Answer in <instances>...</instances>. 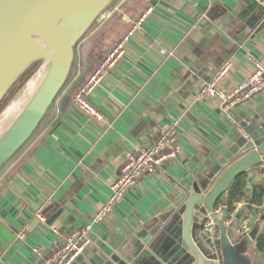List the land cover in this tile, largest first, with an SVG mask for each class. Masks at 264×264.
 Instances as JSON below:
<instances>
[{
  "label": "crops",
  "instance_id": "0c3cea01",
  "mask_svg": "<svg viewBox=\"0 0 264 264\" xmlns=\"http://www.w3.org/2000/svg\"><path fill=\"white\" fill-rule=\"evenodd\" d=\"M148 6L153 11L125 56L92 94L105 114L97 123L72 105V96ZM207 14L213 19L206 21ZM257 59L264 60V0H117L78 44L71 77L38 130L0 170V264H35L34 247L48 253L66 232L88 222L109 198L125 153L153 142L178 121L182 154L143 176L94 225L92 244L74 264H110L105 250L129 256L131 264L144 259L154 244L144 243L153 241L149 232L173 213L172 206L178 208L195 174L238 142L246 122L264 127V89L228 110L197 97L203 81L226 61L232 68L224 84L233 86L252 74ZM262 174L264 165L249 170L250 187L233 210L242 213L240 226L248 222L252 229L259 222L256 239L246 244L252 264H264L258 244L264 203L248 206Z\"/></svg>",
  "mask_w": 264,
  "mask_h": 264
},
{
  "label": "water",
  "instance_id": "95a60500",
  "mask_svg": "<svg viewBox=\"0 0 264 264\" xmlns=\"http://www.w3.org/2000/svg\"><path fill=\"white\" fill-rule=\"evenodd\" d=\"M116 1L0 0V170L38 130L72 74L78 44ZM39 72V79L26 90ZM12 104L16 105L2 120ZM243 126L249 136L241 134L235 145L195 174L178 208L172 206L173 213L161 217L149 232L153 241H144L154 243L146 248L147 262L136 264H238L240 260L248 264L243 252L249 239H256L259 222L242 233L236 231L241 212L225 222L231 183L264 165V127L255 122ZM220 201L223 206L216 213ZM208 216L216 222L212 233L204 229ZM109 252L104 251L111 256L110 264L132 263L129 256Z\"/></svg>",
  "mask_w": 264,
  "mask_h": 264
},
{
  "label": "built area",
  "instance_id": "2783aa9c",
  "mask_svg": "<svg viewBox=\"0 0 264 264\" xmlns=\"http://www.w3.org/2000/svg\"><path fill=\"white\" fill-rule=\"evenodd\" d=\"M152 11L153 7L148 6L137 18L129 21L119 38L109 47L99 62L91 68L75 90L72 96V105L90 116L95 122H104L105 114L92 103V94L102 84L107 73L114 69L125 56L129 42ZM231 68L232 63L226 61L211 77L203 81L198 89L197 97L208 99L222 109L228 110L264 89V60H255L254 70L250 76L233 86H228L224 84V80ZM177 125L178 121H175L169 127L161 130L158 137L148 145L128 150L119 173L112 182V191L106 202L91 216L88 222L66 232L63 239L55 243L48 253L37 246L34 247L35 264H74L85 249L92 244L94 225L103 223L124 200L126 194L136 187L143 176L151 174L160 165L177 160L182 154ZM241 131L244 136H249L244 126ZM220 209H216V213ZM235 213H237V209L225 219V222L229 223ZM38 215L42 220H45L42 214ZM215 224L214 218L208 216L204 229L212 233ZM248 230H250L248 222H244L236 228L237 233ZM26 231L27 229L23 228L18 233V237L23 239Z\"/></svg>",
  "mask_w": 264,
  "mask_h": 264
},
{
  "label": "trees",
  "instance_id": "16d2710c",
  "mask_svg": "<svg viewBox=\"0 0 264 264\" xmlns=\"http://www.w3.org/2000/svg\"><path fill=\"white\" fill-rule=\"evenodd\" d=\"M71 77V75H70ZM69 77V79H70ZM68 79V81H69ZM249 173L244 172L237 176L231 183L228 190L227 197V209L233 211L235 209V203L239 200L244 199L246 188H248ZM221 203L218 202L217 206ZM264 203V179L256 183L252 189V195L248 200V206L253 208L254 206H260ZM259 248L264 247V231L258 237Z\"/></svg>",
  "mask_w": 264,
  "mask_h": 264
},
{
  "label": "bare ground",
  "instance_id": "6f19581e",
  "mask_svg": "<svg viewBox=\"0 0 264 264\" xmlns=\"http://www.w3.org/2000/svg\"><path fill=\"white\" fill-rule=\"evenodd\" d=\"M39 76H40V72L38 73L37 77H35L33 80H31V81L28 83L26 90L30 89V88L33 86L35 80H38V79H39ZM20 97H21V95H19V96L16 98V100H18ZM15 105H16V104H12V106L9 107V108L4 112V114H3V116H2V117H3L2 120L5 118V116H6L7 114H9L8 112H9V111H10Z\"/></svg>",
  "mask_w": 264,
  "mask_h": 264
},
{
  "label": "rangeland",
  "instance_id": "374dc122",
  "mask_svg": "<svg viewBox=\"0 0 264 264\" xmlns=\"http://www.w3.org/2000/svg\"><path fill=\"white\" fill-rule=\"evenodd\" d=\"M247 244H248V243H247ZM248 248H249V247H248ZM248 248H247V246H245V251H247ZM246 253L250 255V252H246ZM246 253L243 252V254H244L245 256H246ZM247 261H248V264H252V262L250 261L249 258L247 259ZM238 264H247V263L243 262V260H240V261L238 262Z\"/></svg>",
  "mask_w": 264,
  "mask_h": 264
}]
</instances>
